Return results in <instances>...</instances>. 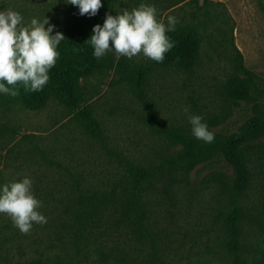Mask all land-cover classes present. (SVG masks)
<instances>
[{
  "label": "rangeland",
  "instance_id": "rangeland-1",
  "mask_svg": "<svg viewBox=\"0 0 264 264\" xmlns=\"http://www.w3.org/2000/svg\"><path fill=\"white\" fill-rule=\"evenodd\" d=\"M141 3L154 5L157 19L165 24L174 16L175 28L191 26L196 58L187 70H151L142 99L116 81L111 68L83 78L85 102L99 121L101 140L83 134L52 101L28 109L0 98V187L30 177L42 202L40 212L47 219L24 234L9 216L0 213V264H9L10 255L17 253L36 257L42 264H70L62 245L51 238L48 224L55 212L50 203L60 198L68 178L56 162L97 180L126 159L148 163L169 153L167 142L147 125L149 108L156 120L190 129L189 114L201 115L204 122L213 115L219 122L210 129L225 133L235 130L248 114V104L223 99L219 86L230 70L234 48L256 83L264 84V10L258 0H129L111 15ZM9 8L21 13L24 25L33 18L43 21L47 17L54 26L51 34L60 32L75 13L67 0H6L0 4V11ZM107 53L113 60L118 57L114 49ZM148 59L143 54L131 58L136 62ZM246 151L250 181L234 198L242 211V242L253 251L261 245L264 228V136L248 141ZM226 174L222 160H210L191 169L180 183L182 188L163 181L164 187L154 195L159 234L168 241L170 252L174 249L171 264H234L223 249L219 227L230 197Z\"/></svg>",
  "mask_w": 264,
  "mask_h": 264
},
{
  "label": "trees",
  "instance_id": "trees-1",
  "mask_svg": "<svg viewBox=\"0 0 264 264\" xmlns=\"http://www.w3.org/2000/svg\"><path fill=\"white\" fill-rule=\"evenodd\" d=\"M125 1L129 0H102L95 16L80 15L79 7L73 5L75 13L65 20L60 31L65 39L58 45L60 56L49 72L47 85L38 92L26 91L21 85L18 95L0 93V98L28 109H39L52 101L61 106L83 134L101 140L99 121L93 116L90 104L85 102L83 78L94 71L111 68L116 81L125 83L135 98L142 99L151 70L156 67L187 70L197 54L192 27L181 25L166 33L174 46L165 53L163 62L151 59L136 62L125 56L113 60L109 53L97 60L93 46L87 41L93 27L103 26L106 14H112ZM180 1L183 0H173V3ZM4 2L0 0V4ZM258 3L264 10V0ZM219 94L233 104H248L249 112L228 133L212 131L210 127L219 120L209 116L205 122L214 133L211 143L195 138L188 127L156 120L147 107V125L167 142L169 153L148 163L126 159L104 179L97 180L56 162L68 181L60 198L50 203L55 212L48 224L51 238L62 245L70 264H171L174 249L170 252L168 241L159 234L154 195L164 187L163 181L182 188L180 183L186 181L191 169L215 159L222 160L227 167L224 177L230 191L219 225L223 249L234 264H264V228L261 245L248 250L242 242V211L234 198L244 192L251 177L246 166L247 142L264 136V84L256 83L253 72L243 66L235 48ZM104 238L109 245L106 246ZM9 264L42 263L36 257L17 253L10 255Z\"/></svg>",
  "mask_w": 264,
  "mask_h": 264
},
{
  "label": "clouds",
  "instance_id": "clouds-1",
  "mask_svg": "<svg viewBox=\"0 0 264 264\" xmlns=\"http://www.w3.org/2000/svg\"><path fill=\"white\" fill-rule=\"evenodd\" d=\"M67 3L78 6L80 15L95 16L102 7V0H67ZM177 22L176 17L169 16L165 24L157 19L154 5L141 3L115 16L106 14L103 26L96 24L87 41L93 46L97 60L114 49L118 56L131 59L143 54L160 63L174 46L166 33L174 31ZM53 27L47 17L43 21L33 18L24 25L20 12L11 8L0 11V93L16 96L21 85L26 91L43 90L59 59L58 45L65 39L61 32L52 35ZM184 111L188 113L187 108ZM188 119L195 138L206 143L214 141V133L201 115L189 114ZM41 207L30 177L0 187V213L9 216L24 234L31 231L33 224L47 222Z\"/></svg>",
  "mask_w": 264,
  "mask_h": 264
}]
</instances>
